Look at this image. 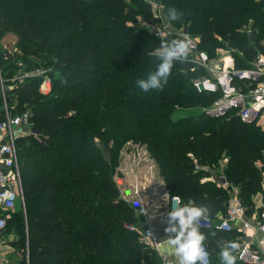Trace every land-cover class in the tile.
<instances>
[{"label":"trees","instance_id":"trees-1","mask_svg":"<svg viewBox=\"0 0 264 264\" xmlns=\"http://www.w3.org/2000/svg\"><path fill=\"white\" fill-rule=\"evenodd\" d=\"M158 1L164 16L169 8L183 13L171 26L185 27L209 57L228 48L234 67L244 68L264 54V0ZM146 7L134 0H0V38L15 37L13 55L0 52L2 78L42 70L51 85L41 96V78L33 77L7 93L12 112L27 111L41 139H16L17 148L20 141L30 146L17 150L31 158L20 171L25 218L22 225L5 218L3 232L20 228L21 240L12 242L20 264L23 256L26 264H157L123 229L135 218L112 175L126 143L145 146L168 195L207 204L209 214L226 200L214 183L200 182L209 171L220 169L247 209L260 191L253 164L264 154V128L231 113L209 119L174 112L214 98L193 92L189 64L176 62L162 91L138 88L159 63L151 53L162 41L130 25L145 19L139 14Z\"/></svg>","mask_w":264,"mask_h":264},{"label":"built area","instance_id":"built-area-1","mask_svg":"<svg viewBox=\"0 0 264 264\" xmlns=\"http://www.w3.org/2000/svg\"><path fill=\"white\" fill-rule=\"evenodd\" d=\"M146 4L151 13L150 21L142 23L140 28L158 40L169 38L178 39L187 36L192 41L191 54L185 62L189 64L188 71L193 76L190 85L197 95L214 97L211 103L200 107L198 113L209 119L226 117L229 113L245 124H255L264 120V54L256 55L247 63L244 68H235L232 56L228 51L217 49L214 56L209 57L204 51L199 50L198 40L190 35L185 27L171 29L165 26L160 20V5L156 0H141ZM249 30L245 34H249ZM222 55H220V54ZM220 55V56H219ZM44 71L21 70L18 75L8 80L1 78L0 72V234L5 227L4 214L13 212L17 202L23 208L22 188L19 175V165L16 155V139L18 135H25L40 142L38 132L29 123L27 111L19 115H11L7 107V93L14 89L15 85H22L29 78L39 77L37 93L41 96L49 94L51 85L47 77H43ZM42 76V77H40ZM125 146V145H124ZM133 162L117 164L115 176L121 177L129 185L130 197L125 198L123 189H118L120 199L127 205L135 204L136 212L141 218L150 222L153 217L162 215L160 203L163 202V213L171 210L176 205L175 197L168 195L167 191L160 184L157 167L147 152L144 145L135 144ZM123 163V164H122ZM257 166L264 168V158L258 161ZM202 166L195 164V169ZM215 184L225 187L228 182L219 176ZM157 186H162V191L157 194ZM259 189L264 195V171L261 172ZM165 195L168 198L165 200ZM130 200V201H128ZM144 209V210H143ZM244 208L241 202L232 198L227 205L225 214L217 222L207 218L201 230L214 228L221 233L229 234L232 231V224L240 221L238 228L240 236L246 231L252 230L263 236L264 241V203L257 217L251 222H244ZM202 223H204L202 221ZM123 229L136 235L137 240L147 249L156 253L160 245L165 241L154 226L147 223L144 231L138 230L133 224L123 225ZM239 249L235 252L236 262L239 264H264V254L252 249L248 242H241ZM161 264H172L166 256H160ZM0 264H5L0 261ZM209 264L210 258H209Z\"/></svg>","mask_w":264,"mask_h":264},{"label":"clouds","instance_id":"clouds-1","mask_svg":"<svg viewBox=\"0 0 264 264\" xmlns=\"http://www.w3.org/2000/svg\"><path fill=\"white\" fill-rule=\"evenodd\" d=\"M182 15L183 13L178 9L169 8L163 17L165 26L181 20ZM191 51L192 41L187 36L162 40L160 46L151 53L159 63L155 70L147 74L146 78L136 81L138 88L145 93L153 90L162 91L168 82L174 64L187 62ZM167 198L168 196L165 195L164 199ZM175 201L176 205L171 207L166 214L167 226L164 229L167 234L166 243L174 250L178 264H209L210 253L205 244L207 236L201 231L210 212L209 206L207 204L198 205L192 200L181 204L178 196L175 197ZM239 247L240 245L235 241L223 245L219 252L221 264H236L235 252Z\"/></svg>","mask_w":264,"mask_h":264},{"label":"crops","instance_id":"crops-1","mask_svg":"<svg viewBox=\"0 0 264 264\" xmlns=\"http://www.w3.org/2000/svg\"><path fill=\"white\" fill-rule=\"evenodd\" d=\"M6 35H11L14 39V45L15 46V37L12 34H4L0 40L6 36ZM1 51H5L7 54L9 55H13L15 48L13 49V51H7L5 49L1 48ZM21 70H17L14 72L13 76H16L19 74ZM7 107H8V111L11 115H19L21 113H17L15 114L14 112H12V110H14L13 107L10 108V106H8L7 103ZM25 112V111H24ZM177 116V115H176ZM2 113L0 112V120L2 119ZM174 120L177 119L176 117L173 118ZM259 122H264V120H260ZM256 123V124H257ZM22 135V134H21ZM18 135L17 139H21L23 136ZM28 137V136H25ZM35 141V140H34ZM40 143V142H38ZM16 146V143H15ZM124 149V148H123ZM122 149V151L120 150L119 153V161H118V165L121 164V160H123V156H124V150ZM16 155H17V162L19 165V175H20V162L18 159V153H17V146H16ZM264 158V154L262 155L260 160H257L254 162V168L255 170L261 175V172L264 171V168H259L257 166V162L261 161ZM157 167V166H156ZM201 170H206V167H201ZM218 172H214V171H209L208 172V176L205 178H202L200 180V182H204L206 180L212 182L215 184L216 179L219 176L223 175L221 174L220 169L217 170ZM20 182H21V178H20ZM160 184L163 186L162 181L160 179ZM162 186H157L156 188V192L157 194H159V192L162 191ZM216 187L221 188L225 194H226V200H225V204L223 205V209H217L216 211H214L212 214L208 215V218H210L213 222H217L220 218H222V216L225 214L227 205L229 204V202L231 201L232 198L236 197L239 201V195H238V189L236 187H233L230 183H228L225 187H220L217 186L215 184ZM22 188V186H21ZM126 188V187H125ZM125 195V198L130 197V193L128 194L127 192H123ZM120 199V197H119ZM121 200V199H120ZM122 201V200H121ZM130 201V200H128ZM189 200H187L188 202ZM181 204H183V202L180 200ZM185 202V203H187ZM241 202V201H240ZM250 202H251V207L249 209H247L242 203V206L244 208V215H243V221L244 222H249L251 223L258 215L261 206L264 203V195L261 193V191H258V193L253 194L250 196ZM132 209H133V216L135 218V221L133 223V225L140 231H144L147 227V223L154 226V228L160 233L162 234L163 238H164V242L160 245L159 250L154 253V258L157 262V264H161V259L160 256H166L170 262H172V264H178L177 258L174 255V250L171 248V246H169L166 243V239H167V234L165 233L164 229L167 226L166 225V218H165V213H163V202L160 203V208L162 211H159L160 209H158V212L162 215L157 216V217H153L151 219L150 222H146L144 221L140 215L137 214L136 212V205L135 204H130L129 205ZM241 222L237 221L235 223L232 224V231L229 234H224L221 233L220 231L211 228V229H206V230H201L202 232H204L207 236V240L205 241L206 244V248L210 253V262L211 264H221L220 261V257H219V252L221 250V247L225 244H227L228 242H232L235 241L238 244H240L241 242H248L250 247L252 249H254L255 251L264 254V241H263V236L259 233H255L252 230H248L246 231V233L244 234V236H240L238 233V228H240ZM213 233H215V235H213ZM139 242V241H138ZM0 261H2L5 264H20L21 260H20V256L14 251V248L12 246V242L9 240V238H1L0 237ZM24 264H26V257L24 260ZM236 264H239L236 262Z\"/></svg>","mask_w":264,"mask_h":264},{"label":"rangeland","instance_id":"rangeland-1","mask_svg":"<svg viewBox=\"0 0 264 264\" xmlns=\"http://www.w3.org/2000/svg\"><path fill=\"white\" fill-rule=\"evenodd\" d=\"M134 1H137V2H139V3H143V2H141V0H134ZM158 3H159V1L158 0H156ZM128 4V3H127ZM144 4V3H143ZM146 5V4H145ZM159 5H160V15H161V22L164 24V20H163V17H164V14H163V8H162V5L159 3ZM148 8V9H147ZM146 10H147V12L145 13V14H139V15H141V16H144L145 17V19H143L142 17H140V16H138L137 17V19H136V22H134V24H131L130 23V25H133V26H135V28H140V25L142 24V23H147V22H149L150 21V16H149V14L151 15V13H150V9H149V7H146L145 8ZM169 28H171V29H175L173 26H168ZM14 39H13V37L11 36V35H6V36H4L1 40H0V52H2L1 51V48L2 49H5V50H7V51H13V49H14ZM159 47V46H158ZM158 47H156V48H158ZM225 49H227L228 50V48H224L223 50H225ZM233 50V49H232ZM218 54H220V53H218ZM220 55H222V54H220ZM219 55V56H220ZM19 61V60H18ZM31 63H33L34 64V62L32 61ZM0 71H1V67H0ZM1 78H2V76H1ZM14 106V105H13ZM200 109V107H194V108H186V109H182V108H175L174 109V112L176 113V114H178V115H181L182 113H186V114H196V113H198V110ZM175 113H174V115H175ZM254 126H258L259 128H264V122H259V123H255L254 124ZM21 136H23L20 140H22V139H24V138H26L25 137V135H21ZM25 147H30L28 144H26V143H24L23 141H20L19 142V145H18V148L19 149H21V148H25ZM134 147H135V144H132V143H126L125 144V146L122 148L123 150H124V158H123V160H121V161H123V163H125V161L127 162V165L128 164H130V162H133V160H134V157H133V155H134V151H133V149H134ZM17 148V150H19ZM122 149H121V151H122ZM120 153V152H119ZM18 159H19V162H20V171H21V168L23 169V167H24V163H25V161H26V164L27 163H29L30 162V160H31V158H29V159H27L26 160V157H22L21 158V156H20V153L18 154ZM118 161H119V156H118V158H117V164H118ZM122 163V164H123ZM22 177V176H21ZM112 180H113V184H114V186H115V188H116V190H117V188L118 189H123V192H127L128 194H129V185L128 186H126V188L124 187V184L125 183H127L128 182V180L127 181H125L124 179H121V177H119V176H115V174L114 175H112ZM117 193H118V197H119V192H118V190H117ZM22 199H23V208H22V205H21V203L20 202H17V204H16V206H15V209H14V211L13 212H9V213H7L6 214V217H5V215H4V217L6 218V220L7 221H13V220H18V222H19V224L20 225H22V223L24 224V214H25V208H24V196H23V190H22ZM14 213H17L18 215H16V216H19L18 217V219L16 218V216L14 215H12V214H14ZM16 222V221H15ZM20 225H19V227H20ZM16 228H17V226H16ZM15 227H13V229H11L8 233H4V232H2L1 234H0V237L2 238H9V240L11 241V242H15L16 240H21V236L19 237L18 235H17V232H20L21 230H20V228H19V230L17 231V229H16ZM24 257V260H25V256H23ZM20 260H21V258H20Z\"/></svg>","mask_w":264,"mask_h":264}]
</instances>
